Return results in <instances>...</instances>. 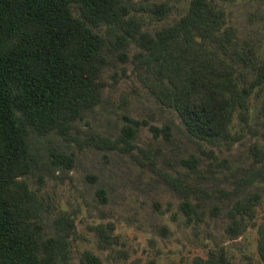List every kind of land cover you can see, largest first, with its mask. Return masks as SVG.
Instances as JSON below:
<instances>
[{"label": "trees", "instance_id": "obj_1", "mask_svg": "<svg viewBox=\"0 0 264 264\" xmlns=\"http://www.w3.org/2000/svg\"><path fill=\"white\" fill-rule=\"evenodd\" d=\"M264 1V0H262ZM169 8L149 0H0V264H70L71 224L63 214L55 219L54 235L48 236L41 219L47 208L26 176L53 164H72V155L52 151L50 158L36 151L31 135L51 133L78 141L75 121L102 100V72L117 54L131 61L139 78L156 101L173 108L189 134L210 145L233 144L235 114L245 124L250 119V98L264 86V58L254 47L240 45L235 29L227 24L224 9L214 0H191L186 14L172 24L144 29L138 12L164 17ZM105 25V32L100 28ZM217 44L236 62L252 69L254 79L242 84L239 69L210 43ZM137 50L130 55L131 44ZM120 142L132 149L140 122L129 119ZM156 136L172 140V126L152 125ZM84 142L100 148L113 141L89 134ZM120 148V147H119ZM252 167L235 188L262 183L264 190V141L250 146ZM215 170L218 156L209 150ZM189 171L169 176L182 195L180 208L189 222L207 216L203 188L188 182L201 175L202 159L196 153L182 158ZM225 166L228 160L224 159ZM261 164V166H257ZM262 194L237 198L228 209L227 233L238 237L254 224ZM255 225V224H254ZM115 226H99V240L118 242ZM258 252L264 261V219L258 225ZM88 264H103L92 251ZM197 264H238L223 248L213 249Z\"/></svg>", "mask_w": 264, "mask_h": 264}, {"label": "rangeland", "instance_id": "obj_2", "mask_svg": "<svg viewBox=\"0 0 264 264\" xmlns=\"http://www.w3.org/2000/svg\"><path fill=\"white\" fill-rule=\"evenodd\" d=\"M165 3L169 10L164 17L138 12L145 19L144 29L154 33L186 14L191 0H149ZM224 9L228 26L235 29L240 45L254 47L257 57L264 58V1L214 0ZM105 32V25L100 28ZM218 49L239 69L242 84L250 83L255 73L242 62ZM137 50L131 44L130 55ZM102 100L84 117L75 121V138L65 140L51 133L31 135L33 148L45 159L52 151L72 155L73 162L53 164L35 170L25 177L30 189L43 197L47 208L42 216L45 233L54 235L55 219L65 214L71 224L70 264H88L86 251L97 254L103 264H197L213 249L223 248L238 264H264L258 252V225L264 219V190L256 181L234 193L239 179L252 167L250 146L264 141V86L250 98V119L243 122L235 114L231 131L237 136L233 144L210 145L189 134L179 114L156 101L135 71L131 61L117 54L102 72ZM129 119L140 122L132 140V149L120 142L124 125ZM172 126V140L151 126ZM89 134L113 141L107 147L84 142ZM120 147V148H119ZM218 156L217 168L208 152ZM196 153L202 159L201 175L191 174L188 182L203 188L207 216L204 221L189 222L180 208V192L168 181L190 169L182 158ZM228 160L225 166L223 160ZM257 166H261L258 164ZM259 192L254 224L238 237L227 233L231 220L228 209L237 198ZM113 224L118 242L105 245L99 240V226Z\"/></svg>", "mask_w": 264, "mask_h": 264}]
</instances>
